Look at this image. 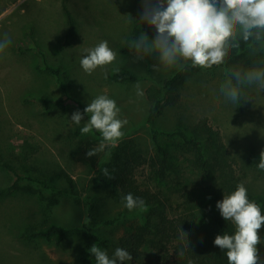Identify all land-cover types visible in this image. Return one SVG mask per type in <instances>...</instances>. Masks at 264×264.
I'll list each match as a JSON object with an SVG mask.
<instances>
[{
    "label": "rangeland",
    "instance_id": "374dc122",
    "mask_svg": "<svg viewBox=\"0 0 264 264\" xmlns=\"http://www.w3.org/2000/svg\"><path fill=\"white\" fill-rule=\"evenodd\" d=\"M60 3L61 0H0V34L8 33L12 38L11 46L0 55V187L10 184L15 178L5 164L20 173L24 167L41 170L51 176L61 171L74 183V195L71 196L20 180L22 186L29 184L37 191L15 192L0 199V264H77L81 252L96 264L94 254L84 250L82 236L78 233L61 240L57 237L45 240L23 236L30 228L45 229L51 223L69 228L88 223L92 221L89 213L93 203L96 204L94 223L88 224L93 227V233L107 239V247L100 248L107 250L109 256L114 253L119 247L118 238L126 234L138 218L134 210L124 207L123 201L109 197L108 190L96 181L100 166L89 167L77 144L85 141L96 148L102 137L94 131L76 133L89 117L85 114L84 121L77 126L70 120L71 115L80 110L77 101H80V111L83 112L92 99L106 93L116 100L121 108V117L128 120L123 129L125 136L119 144L128 142L150 157L154 151L149 134L151 127L146 121L149 103L145 89L176 70L161 65L159 71H154L151 66L158 63L156 53L144 60H136L135 53L120 51V47L130 41L133 20H139L141 16V0L68 1L77 22V34L70 47L60 46L65 21ZM140 24L143 32L150 38L155 37L154 28L146 23ZM102 40H107L117 52V59L88 74L80 65L83 49L94 47ZM246 47L243 45L237 52L247 57ZM40 52L49 65L63 66L62 80L66 81V90L60 87L53 74L45 70ZM120 67L134 72L137 80L121 82L113 79V70ZM225 67L191 71L181 88L182 98L178 107L165 110L155 120L154 126L160 130H172L181 118L190 124L206 117L208 123L220 131L233 169L237 173L244 172L242 182L246 188L252 193L264 194V171L249 168L244 163L250 151L264 150V93L256 88H246L239 105L225 100L219 94ZM137 82L144 91L143 97L136 95ZM43 98L51 100L47 109ZM160 140L165 143L163 138ZM172 142L179 143L177 140ZM25 144L32 148L24 150ZM34 148L33 154L28 153L29 157L32 156L26 163L16 161L10 155L32 152ZM111 149L105 148L99 153L100 162L109 157ZM175 152L180 161L192 157L187 148L176 147ZM135 178L142 186L154 188L156 184L150 178L147 165L136 169ZM54 179L51 182L55 185L65 187L64 178ZM191 179L200 180L194 174ZM171 200L175 207L177 196L173 194ZM170 215H173L171 211ZM105 219L115 221L109 224L99 222ZM258 233L262 243L257 247L264 260L261 229ZM123 264L134 263L127 261Z\"/></svg>",
    "mask_w": 264,
    "mask_h": 264
},
{
    "label": "trees",
    "instance_id": "16d2710c",
    "mask_svg": "<svg viewBox=\"0 0 264 264\" xmlns=\"http://www.w3.org/2000/svg\"><path fill=\"white\" fill-rule=\"evenodd\" d=\"M69 0H61V9L65 18L64 30L61 38V47H70L77 34V22L69 8ZM143 29L139 20H133L129 39L137 38ZM243 48V44H242ZM120 51L135 53L128 46V43L120 47ZM41 58L45 70L54 75L60 87L66 90L62 80V65L51 66L47 63L44 54ZM242 53L233 52L230 54L228 64L239 61ZM147 58V57H146ZM243 61L251 63V58L244 57ZM199 67H189L185 71L174 70L167 78L157 84H151L145 89V97L149 103L146 121L150 124V140L153 154L146 157L139 149L132 144L120 143L110 150L109 157L100 162L99 153L88 157L86 152L93 148L85 141H79L77 147L82 152L84 162L89 167L100 166L97 172L96 181L104 189L108 190L109 197L122 200V197L131 192L136 197H141L149 206L147 212L134 209L138 220L132 223L129 231L120 236L117 240L118 246L128 250L134 264H228L226 253L214 245L215 237L218 234L227 232L233 234L235 226L230 221H225L216 207L217 201H221L225 194L235 190L237 184L241 183L244 172L237 173L232 167L231 157L217 128L212 127L206 117H200L190 124L184 123L181 119L172 130H160L154 126L155 120L168 109H175L181 102V88L191 71L199 70ZM113 79L121 82L136 81L138 76L128 68L120 67L113 70ZM45 108H49L51 100L43 98ZM80 110L82 106L77 101ZM95 133L98 131L93 130ZM76 133L83 134L79 131ZM164 139L165 143L160 139ZM173 140L179 143L172 142ZM167 141V142H166ZM179 147L187 148L192 157L180 161L175 150ZM32 148L29 144L23 145ZM10 154L16 161L26 163L28 153ZM259 151H250L244 163L247 167L259 170L257 164L260 157ZM186 163V165H184ZM147 165L150 169V178L155 181L154 188L140 185L135 178V171L138 167ZM13 174L14 180L3 187H0V199L10 196L15 192L35 193L37 188L32 185L22 186L20 180H28L35 183L38 188L52 190L61 194H73V180L59 171L53 176L45 174L34 168H23L20 173L10 165L5 164ZM101 168H108L115 177L106 178ZM261 171V170H259ZM24 173H29L26 175ZM196 175L200 180H192L191 176ZM64 175V176H63ZM64 178L65 187L57 186L54 178ZM248 190V189H247ZM175 194L178 198L175 207L172 206L171 196ZM250 200L256 201L264 213V194L252 193L248 190ZM50 199H53L51 197ZM52 201V200H50ZM95 203L90 205L89 217L94 223ZM170 211L173 215H170ZM115 219H105L100 223H113ZM88 222V223H89ZM87 222L81 226L69 228L51 223L45 229L30 228L23 236L25 238L42 237L49 240L57 237L61 240L72 233L82 236L84 250L89 253L90 247L95 243L99 247H107V239L101 238L93 233V227ZM264 238V225L261 227ZM77 264H94L84 252L78 256Z\"/></svg>",
    "mask_w": 264,
    "mask_h": 264
},
{
    "label": "clouds",
    "instance_id": "9594fccd",
    "mask_svg": "<svg viewBox=\"0 0 264 264\" xmlns=\"http://www.w3.org/2000/svg\"><path fill=\"white\" fill-rule=\"evenodd\" d=\"M142 12L139 18L155 29V37L142 32L128 42L134 50L136 60H144L153 53L158 54V63L151 67L159 71L160 66L185 71L189 67L212 69L228 64L230 54L246 45L247 57L251 63L237 61L224 68V79L219 85V94L234 104L241 103L243 90L256 88L264 93V0H141ZM8 33L0 34V55L11 46ZM80 60L82 69L91 74L98 67L105 68L117 59V52L107 40L91 48L83 49ZM136 95L144 96L139 82L135 84ZM80 132L100 133L102 140L98 147L91 148L86 156L92 157L105 148H114L124 138L127 118L121 117V108L109 95H97L84 108L71 115V121L80 126ZM257 168L264 171V150L261 151ZM108 179L115 177L108 168H101ZM124 207L129 211L139 209L147 212L149 206L141 197L131 192L122 197ZM216 207L225 221H230L233 234L224 232L215 237L214 245L226 253L228 264H264L259 248L262 243L258 230L264 225L261 206L250 200L243 182L234 191L224 193ZM96 264H123L132 261V254L117 247L109 256L107 250L95 243L89 249Z\"/></svg>",
    "mask_w": 264,
    "mask_h": 264
},
{
    "label": "crops",
    "instance_id": "0c3cea01",
    "mask_svg": "<svg viewBox=\"0 0 264 264\" xmlns=\"http://www.w3.org/2000/svg\"><path fill=\"white\" fill-rule=\"evenodd\" d=\"M70 1V0H69Z\"/></svg>",
    "mask_w": 264,
    "mask_h": 264
}]
</instances>
